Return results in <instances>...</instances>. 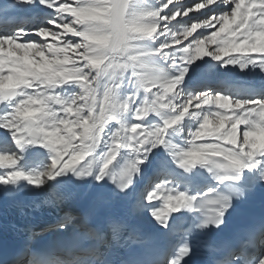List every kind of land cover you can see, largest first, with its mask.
Returning a JSON list of instances; mask_svg holds the SVG:
<instances>
[{"label": "bare ground", "instance_id": "bare-ground-1", "mask_svg": "<svg viewBox=\"0 0 264 264\" xmlns=\"http://www.w3.org/2000/svg\"><path fill=\"white\" fill-rule=\"evenodd\" d=\"M110 1L65 5L56 0H38L0 12V51L22 49L25 42H45L48 33L44 35L35 29L44 23L59 29L60 24L49 19L53 13L91 11L96 14L97 23L84 22L81 32L75 35L77 39L100 43L105 54L99 63L116 69L112 54L119 52L126 42L128 23L140 33H146L145 24L149 23V33L168 23L165 15L174 6L193 0H169L160 6L144 0L142 6L146 5L148 12L123 0ZM227 2L222 5L229 7L231 3ZM236 9L237 5L232 13ZM263 16L261 10L260 17ZM182 23L178 24L180 29L184 27ZM263 24L254 31V42L241 43L240 64L201 59L193 67L169 65L157 52L139 50L143 41H132L128 46L132 58L130 76L121 83L114 77L113 82L94 90L92 108L77 142L66 155L41 144L39 147L38 141L28 136L27 126L4 123L10 109L0 93V208L15 200L70 186L74 203L65 214L74 213L76 218L40 229L37 235L51 233V239L75 243L79 248L89 245L92 252L76 264H95L103 255L106 241H101L93 225L83 221L90 206H102L107 201L126 235L125 241L136 247L141 240L151 247L161 240L167 245L171 242V231L182 223L186 201L192 193L217 187L224 202L221 211L229 214L244 205L242 197L234 196L239 190L264 194ZM49 64L44 59L39 63L44 68ZM33 69L30 64L29 70ZM135 74L145 90H157L160 106H171L177 91L181 87L186 89L192 98L189 102L196 105V120L187 135L183 132L184 113L178 115L165 109L146 118L136 116ZM251 94L255 96L250 98ZM209 114L214 119L219 117L213 126L208 124ZM201 125L202 136L198 133ZM157 176L160 178L152 183L150 192L145 190V183ZM255 264H264L263 253Z\"/></svg>", "mask_w": 264, "mask_h": 264}, {"label": "rangeland", "instance_id": "rangeland-1", "mask_svg": "<svg viewBox=\"0 0 264 264\" xmlns=\"http://www.w3.org/2000/svg\"><path fill=\"white\" fill-rule=\"evenodd\" d=\"M36 1L38 0H1L0 12H10L22 8L21 5H30ZM56 1L73 5L91 0ZM150 1L160 6L165 5L169 0ZM227 1L193 0L179 7L174 6L175 8L165 15L168 23L149 30V33H147L151 26L149 23L145 24L148 27H145L146 33H140L128 23L126 42L119 52L112 54V60L117 62L116 69L112 66L107 68L106 64L99 63L105 54L100 43L97 44L94 39L76 37L81 32L84 22L97 23L96 14L91 11L71 10L59 14L53 13L49 19L60 24L59 29L50 27L46 23L35 29L42 32L41 34L48 33L49 37L47 36L45 42L37 44L25 42L22 49L12 47L14 50L0 51V92L4 89L18 91L14 99L7 100L11 113H7L8 119L3 122L20 128L27 126L29 129L27 119L33 117L41 132V139L37 140L38 146L44 145L49 150L68 154L77 142L84 121L92 108L94 90L100 85L113 82L114 77L121 83L130 76L132 58L128 46L135 40L143 41L139 44V50L155 51L169 65L177 63L180 66L193 67L201 59H211L216 63L240 64L241 43L249 45L254 42V31L264 22V16L260 17L261 10H264L262 6L264 0H229L231 3L229 7H224L222 4ZM123 2L139 8L144 0H123ZM236 5V13H232ZM141 9L143 12L149 10L146 5ZM180 22L184 26L182 29L178 27ZM110 24L114 25L112 21ZM64 26L68 33H64ZM197 32L199 33L196 35ZM40 54L45 56L42 57ZM42 59L50 63L45 68L39 65ZM30 64L33 65V70H29ZM135 79L138 86L136 116L146 118L165 109L178 115L184 113L186 125L183 132L187 135L191 123L196 120L194 110L196 105L192 101L189 102L192 98L188 97L186 89L181 87L177 91L176 101H173L171 106L168 104L160 106L157 90L153 89L152 92L145 90L136 74ZM211 117L212 115L209 114L208 124L213 126V121L218 122L219 117H216L217 120ZM202 126L198 131L201 136L204 134ZM154 180L156 178L152 182H147V190H150Z\"/></svg>", "mask_w": 264, "mask_h": 264}, {"label": "water", "instance_id": "water-1", "mask_svg": "<svg viewBox=\"0 0 264 264\" xmlns=\"http://www.w3.org/2000/svg\"><path fill=\"white\" fill-rule=\"evenodd\" d=\"M16 94V90H9V91H3V96L4 98H13ZM28 122L30 124V130H29V135L32 138L38 139L40 137V133L38 130L35 128L36 121L33 118H29Z\"/></svg>", "mask_w": 264, "mask_h": 264}]
</instances>
